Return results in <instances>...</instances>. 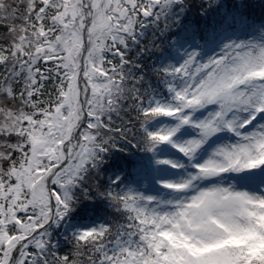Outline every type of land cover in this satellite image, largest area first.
<instances>
[{"label":"snow or ice","instance_id":"1","mask_svg":"<svg viewBox=\"0 0 264 264\" xmlns=\"http://www.w3.org/2000/svg\"><path fill=\"white\" fill-rule=\"evenodd\" d=\"M0 0V264H264V0Z\"/></svg>","mask_w":264,"mask_h":264},{"label":"trees","instance_id":"2","mask_svg":"<svg viewBox=\"0 0 264 264\" xmlns=\"http://www.w3.org/2000/svg\"><path fill=\"white\" fill-rule=\"evenodd\" d=\"M254 0H249V2L253 3L256 7L254 8V11L256 12V14H259V11H260V8H259V5L260 3L258 1H254ZM3 29L0 28V32H2Z\"/></svg>","mask_w":264,"mask_h":264},{"label":"rangeland","instance_id":"3","mask_svg":"<svg viewBox=\"0 0 264 264\" xmlns=\"http://www.w3.org/2000/svg\"><path fill=\"white\" fill-rule=\"evenodd\" d=\"M254 1H258L259 3L261 2V0H254ZM254 1H253V2H254Z\"/></svg>","mask_w":264,"mask_h":264}]
</instances>
